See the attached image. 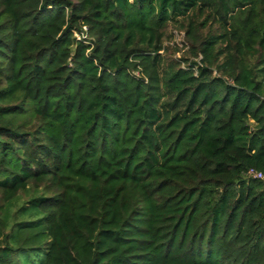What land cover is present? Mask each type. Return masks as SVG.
I'll list each match as a JSON object with an SVG mask.
<instances>
[{
  "label": "trees",
  "instance_id": "obj_1",
  "mask_svg": "<svg viewBox=\"0 0 264 264\" xmlns=\"http://www.w3.org/2000/svg\"><path fill=\"white\" fill-rule=\"evenodd\" d=\"M0 264H264V0H0Z\"/></svg>",
  "mask_w": 264,
  "mask_h": 264
},
{
  "label": "rangeland",
  "instance_id": "obj_2",
  "mask_svg": "<svg viewBox=\"0 0 264 264\" xmlns=\"http://www.w3.org/2000/svg\"><path fill=\"white\" fill-rule=\"evenodd\" d=\"M170 33H172L173 36L170 40L165 42V45L176 49V56H180L182 52H180L179 49L184 47V35L183 33H179L174 27L170 29ZM184 50H186L185 47Z\"/></svg>",
  "mask_w": 264,
  "mask_h": 264
},
{
  "label": "built area",
  "instance_id": "obj_3",
  "mask_svg": "<svg viewBox=\"0 0 264 264\" xmlns=\"http://www.w3.org/2000/svg\"><path fill=\"white\" fill-rule=\"evenodd\" d=\"M179 33H183V32H179ZM183 35H184V33H183ZM84 36H85V33H84ZM78 37H80L79 34H78ZM183 43H184L185 49H187L188 46H185L186 45L185 39H184ZM248 173L255 176V177H259V178L262 177V173L254 170V169H250Z\"/></svg>",
  "mask_w": 264,
  "mask_h": 264
}]
</instances>
